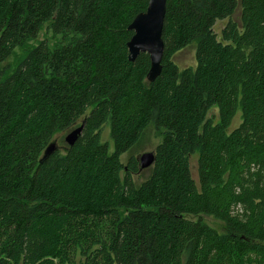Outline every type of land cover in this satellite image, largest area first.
<instances>
[{
	"label": "trees",
	"instance_id": "16d2710c",
	"mask_svg": "<svg viewBox=\"0 0 264 264\" xmlns=\"http://www.w3.org/2000/svg\"><path fill=\"white\" fill-rule=\"evenodd\" d=\"M147 3L0 0V264H264V0H166L153 81L126 45ZM46 22L59 44L6 62ZM151 125L162 138L140 168L130 151Z\"/></svg>",
	"mask_w": 264,
	"mask_h": 264
},
{
	"label": "water",
	"instance_id": "95a60500",
	"mask_svg": "<svg viewBox=\"0 0 264 264\" xmlns=\"http://www.w3.org/2000/svg\"><path fill=\"white\" fill-rule=\"evenodd\" d=\"M166 0H148L144 11L137 13L127 26L133 33L127 41L128 60L133 61L140 53L149 55L150 65L146 73V79L153 81L160 73L161 57L163 52L162 27L165 14ZM84 122L72 128L64 136L67 145L71 146L80 135ZM58 149L52 140L43 150L39 161L41 162L49 153ZM140 168H146L153 162V151H145L136 157Z\"/></svg>",
	"mask_w": 264,
	"mask_h": 264
},
{
	"label": "rangeland",
	"instance_id": "374dc122",
	"mask_svg": "<svg viewBox=\"0 0 264 264\" xmlns=\"http://www.w3.org/2000/svg\"><path fill=\"white\" fill-rule=\"evenodd\" d=\"M235 18V16H234ZM227 19H221L217 20L213 26V30L215 33H217L218 38L220 37V30L221 28L225 25ZM39 40H46L50 48H53L57 46L61 40V35H56L52 32L51 28H49V22H46L43 24V26L39 29L37 33V37L33 40H30L27 44L23 46H16L14 48L13 53L6 59V62L10 63H15L20 56L25 52V50L32 44L36 43ZM173 61L178 65V67L182 68L188 65H194V46L189 45L179 51H177L173 55ZM239 111L235 114V116L232 119V123L230 126V130L236 127L239 124L240 118H239ZM208 116L213 117L214 120H216L217 117V108L215 106H212L208 110ZM68 131H58L54 133L52 140L56 143L57 148L60 150H63L66 146V142L64 140V136L66 135ZM109 125L108 122L105 123L104 128L101 133V140L103 142H106L109 148V151L111 152L113 150V145L111 138L109 136ZM163 134V129H156L154 126H149L145 133L144 136L142 137V142L141 145H139L137 148L132 149L130 153L134 156H139L141 153L145 151H152L154 146L161 140ZM130 153H123L120 156V159L124 162L125 158L130 154ZM189 168L192 177L197 181L198 176H197V154H193L189 158ZM142 173L145 175L146 169H142ZM141 181V180H138ZM202 219L210 226L217 230H222L223 229V224L221 221L218 219L209 216V215H201ZM190 218L195 219V216H190ZM79 264V263H78Z\"/></svg>",
	"mask_w": 264,
	"mask_h": 264
}]
</instances>
